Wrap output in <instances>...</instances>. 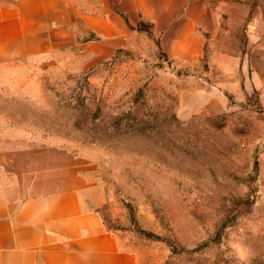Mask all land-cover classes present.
<instances>
[{"label":"rangeland","instance_id":"1","mask_svg":"<svg viewBox=\"0 0 264 264\" xmlns=\"http://www.w3.org/2000/svg\"><path fill=\"white\" fill-rule=\"evenodd\" d=\"M202 1L194 62L143 32L84 72L0 68L1 151L80 158L138 264H264V0Z\"/></svg>","mask_w":264,"mask_h":264},{"label":"crops","instance_id":"2","mask_svg":"<svg viewBox=\"0 0 264 264\" xmlns=\"http://www.w3.org/2000/svg\"><path fill=\"white\" fill-rule=\"evenodd\" d=\"M212 17L202 0H0V68L84 72L89 48L95 65L143 32L171 59L194 62ZM84 170L58 147L0 149V264H138L106 229L104 187Z\"/></svg>","mask_w":264,"mask_h":264}]
</instances>
